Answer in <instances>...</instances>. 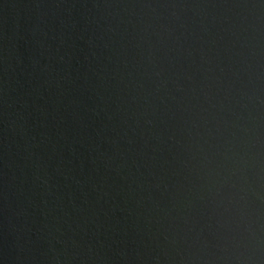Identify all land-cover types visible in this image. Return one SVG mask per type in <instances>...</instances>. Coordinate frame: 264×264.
<instances>
[{
  "label": "water",
  "instance_id": "1",
  "mask_svg": "<svg viewBox=\"0 0 264 264\" xmlns=\"http://www.w3.org/2000/svg\"><path fill=\"white\" fill-rule=\"evenodd\" d=\"M0 264H264V0H0Z\"/></svg>",
  "mask_w": 264,
  "mask_h": 264
}]
</instances>
